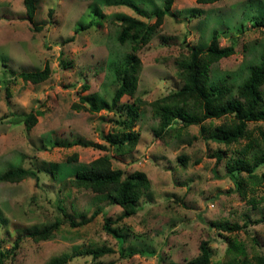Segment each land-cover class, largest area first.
Listing matches in <instances>:
<instances>
[{
  "label": "rangeland",
  "instance_id": "rangeland-1",
  "mask_svg": "<svg viewBox=\"0 0 264 264\" xmlns=\"http://www.w3.org/2000/svg\"><path fill=\"white\" fill-rule=\"evenodd\" d=\"M163 3L36 0L30 22L23 0H0V250L8 249L28 229L43 227L56 216L65 218L58 205L74 220L102 208L83 226L64 223L48 240L34 242L24 236L13 257L8 256L2 264H49L62 253L72 255L66 264H94L91 256L79 252L101 247L112 252L100 257L99 262L167 264L194 257L200 240L207 235L213 261L223 258L230 240L243 243L249 256L264 254V219L253 223L264 217V182L248 183L243 196L227 174L229 164L237 158L259 155L264 146L246 156L240 152L245 140L225 146L218 125L229 117L191 122L178 137H157L153 130L158 118L146 105L133 127L140 136L131 153L116 155L102 139L116 129V120L126 117L128 103L133 100L124 96L116 107L111 106L131 51L129 41L121 44L117 40L118 18L128 15L151 23ZM255 18L264 19V0H175L152 39L135 52L140 59L136 96L150 102L179 89L183 82L176 71L189 60L184 48L205 49L214 30L221 46L233 45L235 50L212 65L210 81L232 85L235 90L259 63L264 48V26H250ZM86 24L90 26L76 32ZM47 61L52 74L46 81L33 84L18 76L22 71L41 70ZM84 84L88 85L86 90ZM7 85L9 95L5 93ZM260 92L264 97V84ZM82 98L107 106L96 111ZM74 102L87 108L76 109ZM39 107L43 114L27 130L23 118ZM173 126L182 124L175 120ZM248 126L254 127L257 136L264 121L249 122ZM56 141L71 145L61 147ZM218 152L222 158L216 165L214 153ZM74 153L77 159H68ZM105 153L110 154L113 168L125 173L143 171L150 182L136 204V213L122 219H118L122 209L105 194L63 184ZM181 153L188 155L186 166L178 160ZM19 167L33 169L38 179H1L10 168ZM51 171L57 173L55 179ZM254 172L264 173V164ZM248 198L255 204L247 203ZM105 216L112 220L110 231L103 226ZM211 222H247L248 226L228 234L216 230ZM130 251L136 253L128 256Z\"/></svg>",
  "mask_w": 264,
  "mask_h": 264
},
{
  "label": "trees",
  "instance_id": "trees-1",
  "mask_svg": "<svg viewBox=\"0 0 264 264\" xmlns=\"http://www.w3.org/2000/svg\"><path fill=\"white\" fill-rule=\"evenodd\" d=\"M175 0H164L162 9L155 14V20L151 23L141 19L120 15L117 27L119 28L117 40L123 44L129 41L131 51L127 55V65L121 72V82L116 88L111 99V106L116 107L124 96H129L133 100L128 103L126 109V117L116 120V129L102 136L104 142L113 148L116 155H127L131 153L138 144L139 131H135L133 127L137 124L140 116L141 107L149 106L158 118V125L154 127V134L157 137L169 136L174 134L178 137L180 130L191 122H205L213 119H223L229 117V121H223L218 125L221 132V142L225 146H231L235 143H241L240 152L246 156L252 150L264 146V128L259 129L258 135L255 130L249 128V122L264 121V97L260 92V86L264 84V48L259 56V63L252 67L248 76L239 84L235 90L231 86L224 83H212L210 81V69L213 64L220 59L228 57L234 53L233 45L221 46L218 40L217 30L211 34L210 42L205 49L196 47H187L186 50L189 60L181 68L177 69V78L183 82L181 87L175 91L148 102L147 100L136 96L140 69V59L136 55V51L146 45L153 37L157 29L163 22L164 16L171 12ZM199 3H212L217 0H197ZM27 20L32 22L36 12V0H23ZM140 14L144 11L137 8ZM51 12V10L49 11ZM90 26V24L81 25L79 29ZM250 26H264V19L255 18ZM35 27V30H38ZM72 38V37H70ZM183 55V54H182ZM187 58V59H188ZM52 74V68L49 62H45L43 68L39 71H22L18 76L24 81L38 84L46 81ZM83 90L88 88L87 84L82 87ZM232 88V89H231ZM233 92L231 96L230 93ZM5 93L9 95L8 85L5 86ZM86 101L88 98H82ZM89 101V100H88ZM91 109L96 111L106 108L104 105H98L89 101ZM40 105V104H39ZM72 106L76 109L87 108L83 104L74 102ZM41 107V105H40ZM32 109L23 118V123L27 130H30L37 122L38 115L43 114L41 108ZM110 109V107H109ZM1 120V118H0ZM177 120L181 122V127L173 126V122ZM204 127H202L203 129ZM178 134H177V133ZM55 144L61 147H69L71 143L56 141ZM102 150L104 145L98 144ZM216 157V165L222 158V153H214ZM77 155L74 153L68 159L76 160ZM188 159L187 154H179L178 160L180 164L186 166ZM261 164H264V150L259 155L251 158H237L233 163L227 166L228 176L235 182L236 189L243 196H246V185L248 183L258 184L264 182V173H255L254 170ZM235 171L238 175L235 174ZM246 172L245 175H241ZM55 171H51L52 177L55 179ZM28 177L38 179L36 171L31 168H10L2 176V180L10 182H19ZM69 185L70 188L90 190L94 193L105 194L112 204L118 205L122 209V213L118 219L133 215L136 213V204L140 197L149 188V179L145 172L135 170L125 173L122 169L113 168L110 154L105 153L87 163V165L73 173L63 181V184ZM61 189L63 188L62 185ZM37 203L36 201H34ZM247 203H254L253 198H248ZM37 205H40L37 203ZM40 208V207H39ZM57 208L65 214V218L56 216L54 220L43 227H35L25 231L22 236L14 239L8 249L0 250V264L8 256L13 257L20 241L24 236L30 238L34 242L45 241L52 237L64 223H68L71 227H80L91 222L102 210L101 207L95 208L89 216H84L79 220H74L65 211V208L58 205ZM264 219L254 220L258 223ZM111 219L109 216L104 218V228L110 231ZM216 230L226 232L228 234L244 231L248 226L247 222L239 223H210ZM226 247L223 258L217 261L212 260V249L210 246L209 236H205L198 244L197 254L188 259L181 258L171 261L167 264H264V254L254 253L249 256L245 252L243 243L237 244L234 240H230ZM110 248H88L84 252H79L91 256L94 264H112L113 262H99L98 259L105 254L111 253ZM130 251L128 256L135 254ZM140 254V251H137ZM72 258L69 253H62L53 257L49 264H66ZM130 264V263H129Z\"/></svg>",
  "mask_w": 264,
  "mask_h": 264
},
{
  "label": "crops",
  "instance_id": "crops-1",
  "mask_svg": "<svg viewBox=\"0 0 264 264\" xmlns=\"http://www.w3.org/2000/svg\"><path fill=\"white\" fill-rule=\"evenodd\" d=\"M212 34V33H211ZM210 38H211V36H210ZM210 42V41H209ZM209 44V43H208Z\"/></svg>",
  "mask_w": 264,
  "mask_h": 264
}]
</instances>
